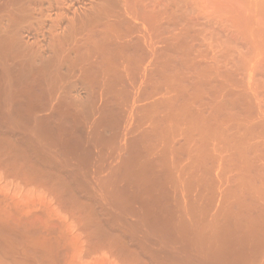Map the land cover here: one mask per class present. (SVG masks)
<instances>
[{"label": "bare ground", "instance_id": "1", "mask_svg": "<svg viewBox=\"0 0 264 264\" xmlns=\"http://www.w3.org/2000/svg\"><path fill=\"white\" fill-rule=\"evenodd\" d=\"M219 1L0 0V264H264V52Z\"/></svg>", "mask_w": 264, "mask_h": 264}, {"label": "rangeland", "instance_id": "2", "mask_svg": "<svg viewBox=\"0 0 264 264\" xmlns=\"http://www.w3.org/2000/svg\"><path fill=\"white\" fill-rule=\"evenodd\" d=\"M225 1H227V0H225ZM219 2L223 3V4H227L230 7H232L236 11V15L238 16V19L240 17V19H239L240 28L242 27L241 25L243 23L244 27H242V28H245V30L248 29L247 31H248L249 37H247V39H246L245 34H246L247 31L244 32V30L241 28L242 35L238 39L239 40H240V38H241V40L245 39V41H243V42L247 43V45L250 46L251 48L253 46H257L258 51H257V48L253 47L252 49H255L254 51L259 52V51H261V47H262V51L264 52V43H263L264 42V28H263L264 27V22H263V20H264V14H263L264 13V7H263L264 6V0H228V2H223V0H222V1H219ZM233 2H234V4H233ZM236 6H237V8H236ZM237 12L239 13V15L237 14ZM261 14H262V16H261ZM244 24H246V25H244ZM243 33H245V34H243ZM260 34H262V35H260ZM235 39L237 40V38H235ZM248 39H250L252 42H250V43L247 42ZM258 39H260V40L257 41ZM241 40L239 42H242ZM251 43L253 44L252 46H251ZM260 44L263 45V46H259ZM263 52H260V53H263ZM263 55H264V53H263Z\"/></svg>", "mask_w": 264, "mask_h": 264}]
</instances>
